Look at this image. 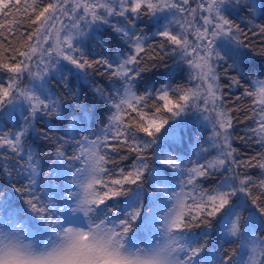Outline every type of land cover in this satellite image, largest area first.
Listing matches in <instances>:
<instances>
[{
	"label": "snow or ice",
	"instance_id": "1",
	"mask_svg": "<svg viewBox=\"0 0 264 264\" xmlns=\"http://www.w3.org/2000/svg\"><path fill=\"white\" fill-rule=\"evenodd\" d=\"M0 264H264V0H0Z\"/></svg>",
	"mask_w": 264,
	"mask_h": 264
},
{
	"label": "trees",
	"instance_id": "2",
	"mask_svg": "<svg viewBox=\"0 0 264 264\" xmlns=\"http://www.w3.org/2000/svg\"><path fill=\"white\" fill-rule=\"evenodd\" d=\"M101 38H107L106 36H102Z\"/></svg>",
	"mask_w": 264,
	"mask_h": 264
}]
</instances>
